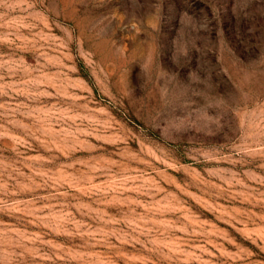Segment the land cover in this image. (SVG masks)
Instances as JSON below:
<instances>
[{
    "label": "rangeland",
    "instance_id": "obj_1",
    "mask_svg": "<svg viewBox=\"0 0 264 264\" xmlns=\"http://www.w3.org/2000/svg\"><path fill=\"white\" fill-rule=\"evenodd\" d=\"M0 264H264V0H0Z\"/></svg>",
    "mask_w": 264,
    "mask_h": 264
}]
</instances>
